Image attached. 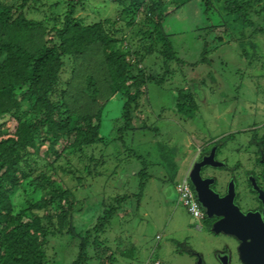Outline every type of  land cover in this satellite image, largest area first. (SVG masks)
<instances>
[{
    "label": "trees",
    "instance_id": "16d2710c",
    "mask_svg": "<svg viewBox=\"0 0 264 264\" xmlns=\"http://www.w3.org/2000/svg\"><path fill=\"white\" fill-rule=\"evenodd\" d=\"M91 1L57 0L47 5L43 0H0V264H59L49 250L58 256L52 244L64 238L78 249L69 264L88 262L92 250L98 264L136 257L133 244L123 247L116 239L112 249L103 235L123 224L128 214H120L126 206L131 208L134 200L140 205L151 179L152 164L126 148L129 136L154 137L170 180L175 185L180 181L177 147L157 140L159 127L149 123L147 115L137 126L148 84H163L186 65L165 28L169 17L192 2L200 3L205 24L196 33L205 35L197 64H211L207 55L223 45L222 37L214 34L219 29L238 41L243 57L253 62L260 55L253 38L264 37V0H102L114 4L117 17L99 20L79 14L87 7L99 11ZM39 4L48 6L50 14L39 11ZM60 7L62 14L56 13ZM125 33H132L135 45ZM207 37L216 46L212 48ZM152 57L160 60L162 74L149 73L144 66ZM188 87L176 89L173 111L192 122L199 104ZM116 96L122 100L121 115L116 135L108 140L101 135L103 116ZM255 142L259 140L254 137ZM211 143L203 153L226 141ZM97 145L103 146V154L90 151ZM110 145L118 151V160L127 155L126 165L133 159L140 163L133 171L138 193L101 200L93 223L79 225L77 218L86 207L72 182L84 189L90 177L99 176L97 168L111 156ZM19 191L27 198L17 208L14 197Z\"/></svg>",
    "mask_w": 264,
    "mask_h": 264
},
{
    "label": "rangeland",
    "instance_id": "374dc122",
    "mask_svg": "<svg viewBox=\"0 0 264 264\" xmlns=\"http://www.w3.org/2000/svg\"><path fill=\"white\" fill-rule=\"evenodd\" d=\"M55 1L57 0H43L47 5ZM89 4L99 8V11L87 7L79 14L90 16L91 19L95 17L96 20L117 17L112 2L92 0ZM45 10L49 11L48 6L44 8L39 4V11ZM56 13L62 14L63 8L60 7ZM38 16L42 17L39 14ZM121 24L122 22L119 23ZM204 24L202 7L197 1L167 19L165 28L172 35L178 54L186 65L177 69L175 75L163 84H148L147 96L141 101L143 112L137 117V126H140L147 115L149 123L159 127L157 140L169 144L170 147H177V179L188 173L192 163L199 159V152L212 144V139L222 138L223 143L226 141L224 148H221V157L227 158L229 164L234 165L237 161L247 163L249 156L243 149L250 150L247 143L251 135L258 137V140L264 135V37L256 35L253 38L258 43L260 55L252 62V59L242 56L237 40H229L222 29L215 30V36L222 37L223 45L216 52L207 55L211 64H197L202 57L205 33H196V30ZM125 35L135 45L132 33ZM207 41L213 44L212 48L217 44L210 37H207ZM248 53L252 54V50H248ZM144 66L154 75L163 73L160 60L156 57L147 59ZM186 85L196 93L199 104L198 116L192 122L181 120L173 111L176 89ZM121 109L122 100L119 96L113 97L105 109L101 135L108 140L116 135ZM154 139L151 135L138 133L133 138L129 136L125 141L128 150H134L152 164L149 167L151 179L147 181L140 205L136 206L134 200L131 208L126 206L120 214L122 217L128 214L123 224L120 226L117 223L118 228L115 225L111 232L103 235L108 237L107 245L112 249L116 246V239L123 247L133 244L136 248L135 258L118 257L116 264H184V258L187 259L188 256L180 249L185 242L195 250L201 251L203 248L200 245L204 236L195 229L199 222L179 203L176 185L170 180V172L159 158ZM109 147L111 156L103 166L97 168L99 176L90 177L84 189L72 182V185L80 188L77 195L86 207L77 218L79 225L90 226L93 223L99 214L101 200L124 193H138V177L134 176L133 171L141 167L140 163L133 159L132 163L126 165L127 155L122 154L118 160V151L113 145ZM103 149L102 145H97L90 148V151L100 155L104 153ZM77 162L73 158V163ZM215 173L218 176L221 174L219 170ZM24 194L19 191L15 195L17 208L27 198ZM221 239L222 237L219 241ZM69 241V238H64L52 244L59 251L58 256L55 251L49 250L50 257L59 264H69L77 258L78 249L75 244L68 245ZM96 255L93 250L90 251L91 259L83 264H98Z\"/></svg>",
    "mask_w": 264,
    "mask_h": 264
},
{
    "label": "flooded vegetation",
    "instance_id": "af4514ba",
    "mask_svg": "<svg viewBox=\"0 0 264 264\" xmlns=\"http://www.w3.org/2000/svg\"><path fill=\"white\" fill-rule=\"evenodd\" d=\"M253 138L251 135L247 143L250 150L243 149L249 156L247 163L230 165L221 157L224 146L219 144H213L207 153L199 152V159L192 163L188 173L215 150V165L207 164L201 174L203 179L213 180L210 188L219 197L213 212L218 215L209 217L200 204L203 217L196 220L195 229L204 236L203 248L198 251L185 242L180 251L190 259L184 258V264H264V135L259 142L253 143ZM201 187L205 190L204 184Z\"/></svg>",
    "mask_w": 264,
    "mask_h": 264
},
{
    "label": "water",
    "instance_id": "95a60500",
    "mask_svg": "<svg viewBox=\"0 0 264 264\" xmlns=\"http://www.w3.org/2000/svg\"><path fill=\"white\" fill-rule=\"evenodd\" d=\"M214 153L215 150L212 151L210 156H206L203 158L201 162L195 163L194 167L189 173V179L191 184L195 188V192L198 198V201L200 204L207 210L208 216L213 217L215 212H213V209L218 207V202L215 200L218 197V195L214 194V192L210 188V184L213 183L212 179H203L201 170L204 166L207 164H214ZM205 185V190L202 189L201 185ZM216 216L218 214H215Z\"/></svg>",
    "mask_w": 264,
    "mask_h": 264
},
{
    "label": "built area",
    "instance_id": "2783aa9c",
    "mask_svg": "<svg viewBox=\"0 0 264 264\" xmlns=\"http://www.w3.org/2000/svg\"><path fill=\"white\" fill-rule=\"evenodd\" d=\"M175 188L178 194L179 203H181L187 209L193 219H201L203 215L200 210V203L196 197L194 190L191 187L188 178L185 177L184 179L180 180L176 184Z\"/></svg>",
    "mask_w": 264,
    "mask_h": 264
},
{
    "label": "crops",
    "instance_id": "0c3cea01",
    "mask_svg": "<svg viewBox=\"0 0 264 264\" xmlns=\"http://www.w3.org/2000/svg\"><path fill=\"white\" fill-rule=\"evenodd\" d=\"M189 171V170H188ZM187 175H188V173H186ZM185 174V176L184 177H180V178H178L179 180H182V179H184L185 177H187V175Z\"/></svg>",
    "mask_w": 264,
    "mask_h": 264
},
{
    "label": "clouds",
    "instance_id": "9594fccd",
    "mask_svg": "<svg viewBox=\"0 0 264 264\" xmlns=\"http://www.w3.org/2000/svg\"><path fill=\"white\" fill-rule=\"evenodd\" d=\"M187 178H188V180H189V182H190V179H189V173H188V175H187ZM191 183V182H190ZM176 187V186H175ZM195 192V191H194ZM196 193V192H195ZM196 197H197V195H196ZM198 199V198H197ZM200 203V202H199Z\"/></svg>",
    "mask_w": 264,
    "mask_h": 264
}]
</instances>
